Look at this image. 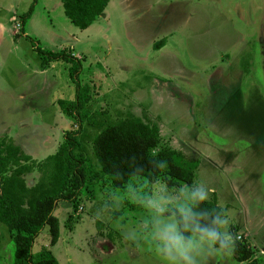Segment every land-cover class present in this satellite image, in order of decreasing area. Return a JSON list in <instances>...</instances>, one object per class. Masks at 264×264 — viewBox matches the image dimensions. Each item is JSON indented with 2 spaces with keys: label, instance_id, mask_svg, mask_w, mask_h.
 I'll list each match as a JSON object with an SVG mask.
<instances>
[{
  "label": "rangeland",
  "instance_id": "374dc122",
  "mask_svg": "<svg viewBox=\"0 0 264 264\" xmlns=\"http://www.w3.org/2000/svg\"><path fill=\"white\" fill-rule=\"evenodd\" d=\"M32 4L0 0V138L42 160L77 128L58 104L76 95L70 64L45 66L32 39L45 50L68 48L82 61L80 83L91 87L89 115L113 122L131 112L156 123L154 152L170 147L199 160L195 183L212 189L230 231L264 262V0H111L84 30L61 0H37L23 30ZM38 177L28 174V184ZM182 186L162 196L176 197ZM88 188L79 205L59 203L60 239L51 245L46 226L34 255L48 248L60 264H164L147 240L148 182L119 190L104 178ZM14 260L0 222V264Z\"/></svg>",
  "mask_w": 264,
  "mask_h": 264
},
{
  "label": "trees",
  "instance_id": "16d2710c",
  "mask_svg": "<svg viewBox=\"0 0 264 264\" xmlns=\"http://www.w3.org/2000/svg\"><path fill=\"white\" fill-rule=\"evenodd\" d=\"M110 1L61 0L65 15L83 30L103 15ZM36 3L33 0L22 16L23 30ZM32 41L45 66L56 62L70 64L69 75L76 84V95L72 100L60 99L58 104L66 115L76 120L77 128L68 131L56 152L42 160L26 153L9 136L0 138V222L13 237L14 264H60L48 248L37 255L33 253L35 240L46 226H49L51 245L59 241L60 219L55 210L60 202L79 205L85 189L96 186L104 178L110 179L119 190L127 189L134 179H144L150 185V199L158 198L181 184L193 186L200 161L170 147L155 153L161 142L159 126L134 113L129 112L113 122L91 117L88 113L91 87L79 81L83 69L81 59L68 48L53 52ZM163 45L162 39L157 47ZM158 161L166 162V167L156 166ZM35 172L39 177L30 186L26 176ZM204 209L223 210L216 196L199 205V210ZM231 254L243 264H264L243 237L235 240Z\"/></svg>",
  "mask_w": 264,
  "mask_h": 264
},
{
  "label": "clouds",
  "instance_id": "9594fccd",
  "mask_svg": "<svg viewBox=\"0 0 264 264\" xmlns=\"http://www.w3.org/2000/svg\"><path fill=\"white\" fill-rule=\"evenodd\" d=\"M156 166L165 168L166 162L158 161ZM211 191L197 181L194 186L178 189L176 197L147 201V240L164 264H209L214 258L231 255L237 237L230 231L229 214L223 210H199V205L209 201Z\"/></svg>",
  "mask_w": 264,
  "mask_h": 264
},
{
  "label": "crops",
  "instance_id": "0c3cea01",
  "mask_svg": "<svg viewBox=\"0 0 264 264\" xmlns=\"http://www.w3.org/2000/svg\"><path fill=\"white\" fill-rule=\"evenodd\" d=\"M57 63V62H56ZM55 64L54 63H51V66L53 67ZM45 71H47V69L45 70ZM31 155V154H30ZM38 174V173H37ZM39 175V174H38ZM37 181V180H36ZM28 183V182H27ZM36 183V182H35ZM34 183V184H35ZM34 184H32V185H34ZM30 185V184H29ZM32 185H30V186H32ZM234 259V258H233ZM234 261V260H233ZM237 261V260H236ZM217 263H219V261H217ZM236 264H243L242 262H239V261H237L236 262Z\"/></svg>",
  "mask_w": 264,
  "mask_h": 264
}]
</instances>
